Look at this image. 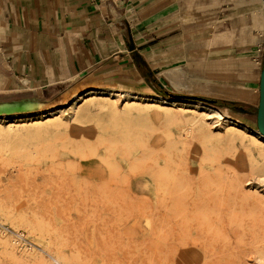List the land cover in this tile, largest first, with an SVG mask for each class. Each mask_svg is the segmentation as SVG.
I'll return each mask as SVG.
<instances>
[{
	"label": "rangeland",
	"instance_id": "obj_1",
	"mask_svg": "<svg viewBox=\"0 0 264 264\" xmlns=\"http://www.w3.org/2000/svg\"><path fill=\"white\" fill-rule=\"evenodd\" d=\"M87 89L110 90L85 81L0 120L31 127L0 138V264H264L257 127L198 99L185 102L194 110L141 99L128 115L120 97L76 106ZM46 109L63 122L37 133Z\"/></svg>",
	"mask_w": 264,
	"mask_h": 264
},
{
	"label": "crops",
	"instance_id": "obj_2",
	"mask_svg": "<svg viewBox=\"0 0 264 264\" xmlns=\"http://www.w3.org/2000/svg\"><path fill=\"white\" fill-rule=\"evenodd\" d=\"M263 66V0H0L1 103H52L87 81L210 98L257 127Z\"/></svg>",
	"mask_w": 264,
	"mask_h": 264
},
{
	"label": "bare ground",
	"instance_id": "obj_3",
	"mask_svg": "<svg viewBox=\"0 0 264 264\" xmlns=\"http://www.w3.org/2000/svg\"><path fill=\"white\" fill-rule=\"evenodd\" d=\"M71 91V90H70ZM75 92H72L70 95L72 96L73 94H74ZM101 95H107V96H111V97H120V99H122L123 101H124V103H125V105H124V108L122 109V110H120L119 111V113H124L125 115H128V114H130L129 113V107H130V105H132V104H134V103H136V104H141V99L142 98H140L138 95H136V94H132V93H130V92H117V91H114V90H102V89H94V90H86V91H84L82 94L80 93V94H78V95H76V97H75V103H76V106H77V104H79L82 100H84V99H86V98H94V99H96V96H101ZM86 100H88V99H86ZM85 100V101H86ZM110 100V99H109ZM12 101H14V100H12ZM91 101V100H90ZM118 101H119V99H118ZM143 101H144V103L145 104H148V105H150V106H153V107H158V108H163V109H170V108H172V107H175V106H178V107H181V108H191L192 110H194V109H196L195 107H191V106H189L187 103H185V102H181V103H177L176 101H171V100H169L168 98H165V97H162V96H160V97H144V99H143ZM8 102V101H7ZM83 102V101H82ZM74 103V104H75ZM87 104V103H86ZM93 105V104H92ZM42 107V106H41ZM145 108V107H144ZM42 109V108H41ZM66 109V108H65ZM117 108H116V112H117ZM36 111V110H35ZM66 111V110H65ZM37 113H40V114H43L44 116L43 117H46V118H48L50 115L53 117V116H55L54 118H49L50 120H48V122H44L43 121V117L42 118H40V119H35V120H32V124H31V126L33 127V128H35L36 129V132L38 133V132H44V130L46 129L45 127H46V125H44V124H49V123H52L53 124V122H63V118L62 117H60V116H56V114H54L53 113V110L52 109H46V110H41V111H36ZM110 112H112V111H110ZM32 113H35V112H23V113H14V114H11V115H8V114H2V115H0V120H2L3 118H9V117H11V116H21V115H29V114H32ZM73 113V112H72ZM77 113V112H76ZM102 113V112H101ZM204 113V112H203ZM94 114V113H93ZM116 114V113H115ZM211 114H216L217 115V117H218V120H223L224 119V117L222 116V114L221 113H219V112H212ZM95 116V115H94ZM97 116V115H96ZM34 118V117H33ZM38 118V117H37ZM27 120V119H26ZM6 121V120H5ZM73 121V120H72ZM227 121V120H226ZM4 122V121H3ZM204 122V121H203ZM6 124V123H5ZM76 124V123H75ZM2 126V125H1ZM236 126H241L242 128H247L246 126H244V125H242V124H240V123H236ZM130 127V126H129ZM238 129V128H237ZM236 129V130H237ZM253 130V129H252ZM22 132H27V134H31V133H29V132H31V127L30 126H17V125H15V123H13L12 121H10L9 123H8V125L7 126H4V127H0V138H1V140L3 141V140H5V139H7L8 137H9V135H11L12 133H14V134H16V133H18V134H20V133H22ZM253 133H252V136H253V140L254 141H259L260 142V140L262 139V140H264V136L262 135V134H260L258 131H252ZM128 135V134H127ZM30 144V143H29ZM7 154L8 153H6V157H7ZM262 157H263V160H264V154L262 155ZM121 158V157H120ZM94 161V160H93ZM84 171L82 170V173H83ZM102 173H104V172H100V171H98V172H96V173H91V174H85L86 175V177H88V178H92V180L94 181V180H96L97 181V178L99 177V176H101L102 175ZM144 180V179H143ZM17 209V208H16ZM35 222V221H34ZM2 226H4V225H2ZM9 226V225H8ZM11 226V225H10ZM24 236V235H23ZM30 238V237H29ZM32 238V237H31ZM38 239H40V238H38ZM48 239V238H47ZM36 240H37V238H36ZM38 241H40V240H37L36 242H38ZM33 242H34V240H33ZM41 243V242H40ZM46 243V242H45ZM32 244V243H31ZM39 244V243H38ZM40 245V244H39ZM26 251V250H25ZM262 251V250H261ZM262 253V252H261ZM263 254V253H262ZM262 256V255H261ZM31 257V256H30ZM58 258L59 259H63V257H61V256H58ZM193 264H197V263H193Z\"/></svg>",
	"mask_w": 264,
	"mask_h": 264
},
{
	"label": "water",
	"instance_id": "obj_4",
	"mask_svg": "<svg viewBox=\"0 0 264 264\" xmlns=\"http://www.w3.org/2000/svg\"><path fill=\"white\" fill-rule=\"evenodd\" d=\"M264 2V0H263ZM159 86L163 88V85L159 83ZM167 96L171 98L177 99H198L203 102L212 103L205 101L203 98L195 97V96H180L170 93L168 91H164ZM38 102L34 100H20L13 102H4L0 104V114H10L22 111H31L38 107ZM257 129L260 134L264 136V66L261 72V84H260V103L257 111Z\"/></svg>",
	"mask_w": 264,
	"mask_h": 264
},
{
	"label": "trees",
	"instance_id": "obj_5",
	"mask_svg": "<svg viewBox=\"0 0 264 264\" xmlns=\"http://www.w3.org/2000/svg\"><path fill=\"white\" fill-rule=\"evenodd\" d=\"M199 98H203L205 101L212 102V104L214 105H220V101L213 100V99L206 98V97H199Z\"/></svg>",
	"mask_w": 264,
	"mask_h": 264
}]
</instances>
